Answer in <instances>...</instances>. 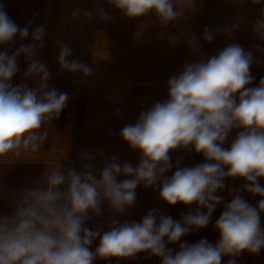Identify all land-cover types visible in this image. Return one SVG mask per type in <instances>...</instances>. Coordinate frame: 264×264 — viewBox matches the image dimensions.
Segmentation results:
<instances>
[{"label": "clouds", "instance_id": "9594fccd", "mask_svg": "<svg viewBox=\"0 0 264 264\" xmlns=\"http://www.w3.org/2000/svg\"><path fill=\"white\" fill-rule=\"evenodd\" d=\"M105 2L127 19L151 14L162 26L181 19L185 8L183 0ZM252 3L260 5L264 0ZM71 16L87 21L112 19L99 5L75 9ZM31 23L21 28L0 3V46L14 43L17 36L27 39ZM238 28V22L217 29L205 27L202 39L212 43L216 32L230 38ZM254 31L264 39V8ZM45 33V26H37L31 31L32 43H21L11 54L7 49L0 51V157L40 151L48 138L44 125L59 117L69 99L68 93L49 87L50 70L36 59L45 47ZM188 43L193 50L198 46L195 36ZM56 47L62 72L79 73L82 78L93 74L88 64L69 59L73 50L66 41L57 40ZM21 56L28 62L24 77L36 85L32 88L11 83ZM254 60V52L230 43L216 55L185 63L179 74L170 76L167 98L154 102L119 133L130 150L140 153L138 164L121 163L111 155L97 170L91 163L95 155L85 152L79 170H65L60 164L47 169L36 187L22 189L15 211L0 215V264H94L96 259H134L139 253L157 257L161 264H221L225 256L227 264H236L235 258L243 252L259 254L264 249V186L258 182L264 178V79L249 87ZM120 113L115 110L116 115ZM178 149L202 154L205 162L180 167L177 160L174 165L171 153ZM173 167V175H165ZM226 178L244 180L243 191L261 197L258 205H250L239 193L224 204V197L217 193L225 189ZM140 185L158 191L167 206L181 204L189 211L174 220L153 208L138 222L121 223L117 217L135 206ZM104 205L113 214L108 230L85 226L92 217L102 215ZM220 205L223 211L214 225L219 232L215 244L207 239L194 244L185 241L175 253L166 246L206 228ZM97 238L99 246L93 252L90 246Z\"/></svg>", "mask_w": 264, "mask_h": 264}, {"label": "rangeland", "instance_id": "374dc122", "mask_svg": "<svg viewBox=\"0 0 264 264\" xmlns=\"http://www.w3.org/2000/svg\"><path fill=\"white\" fill-rule=\"evenodd\" d=\"M15 7L9 8V15H13L18 10L21 11L23 24L21 28L29 25V37L23 41L17 36L14 38L27 45L32 43L31 31L37 26L43 25L46 28L44 44L48 45L47 52L40 51V61L44 62L51 73L49 87H55L60 92L79 93L80 95H90L91 93L103 97L107 93L112 98H116L117 90L124 82L130 83L129 72L133 70L141 71L148 78L159 76L163 77L161 84V98L168 94V88L165 83L171 75L170 66L165 60L156 55L155 46L160 38H165L173 33L182 34L183 29L180 25H173V22L166 26L160 25L154 15L138 19H127L123 14L113 7L110 8L105 0H12ZM219 0H183L184 14L188 15L189 10L203 11L206 14L210 12ZM99 5L104 7L112 19L108 22L101 21L98 17L91 21L83 17L73 19L71 14L75 9L93 8ZM18 6V7H17ZM192 6V8H191ZM15 16V15H14ZM11 18L15 21V18ZM239 23V33L246 36L248 29L245 25L246 18L237 17ZM250 51L254 52L255 60L250 68V73L254 80L249 87L259 85L261 79H264V39H259ZM63 40L72 48V55L69 59H79L94 69L93 74L87 78H82L79 73L62 72L57 63L58 49L56 41ZM37 57V56H36ZM22 58L18 60L19 72L21 73ZM167 84V83H166ZM128 90H126L124 99L131 100ZM117 99V98H116ZM100 107L99 110L92 112H83L74 116L70 113L63 118H56L49 125L44 126L48 132L47 139H60L69 136L72 140H77L79 146V155L69 156L58 152L60 157L52 158L42 154L37 157H31V151H21L17 157L14 154H8L6 157H0V175L12 176V179L1 178L0 182V215H11L15 211L16 197L22 189L34 188L41 181L44 173L48 170L58 168L60 164L66 170L69 167H75L79 170L82 167L81 154L89 149V153L94 150L101 151L98 156V163L91 162L97 170L101 163L111 155H115L122 163L125 160L123 150L129 149L128 145L120 139L119 133L127 123H135L137 117L133 116V111L128 109L121 111L122 114L116 115L113 110ZM79 117V118H78ZM114 117L124 118L125 123L114 124ZM117 120V119H116ZM233 130L230 133L231 138H235L238 133ZM98 134V136H96ZM110 134L111 138L101 139L100 135ZM87 135H89L87 138ZM48 141V140H47ZM46 148L57 149L56 144H49ZM225 144L224 147H228ZM44 146H42L43 148ZM84 147H86L84 149ZM58 151V149L56 150ZM178 155V154H177ZM172 159L173 163L181 161L178 156ZM190 157L194 159V165L204 163L202 154H196L192 151ZM38 159V160H37ZM118 179H123L120 177ZM264 186V178L258 181ZM12 183L15 186L10 189L7 184ZM226 187L223 191H218V195L226 197L224 204H227L233 198V195L239 193L252 206L259 203L261 197L253 196L243 191L245 181L240 178H226ZM63 190V189H62ZM231 192V195H230ZM162 201V200H160ZM192 207H195L193 205ZM223 211V205L218 206L212 214L211 219L217 220ZM162 213V212H161ZM112 212L107 205L103 206L102 215L92 217L85 226H93L108 230L109 221L112 218ZM261 226L264 228V214L261 215ZM259 258L258 264H264V249ZM106 259H101L99 264H103ZM94 264H97L94 261Z\"/></svg>", "mask_w": 264, "mask_h": 264}, {"label": "crops", "instance_id": "0c3cea01", "mask_svg": "<svg viewBox=\"0 0 264 264\" xmlns=\"http://www.w3.org/2000/svg\"><path fill=\"white\" fill-rule=\"evenodd\" d=\"M15 1L12 0H0L5 7V10L10 18H15V23L17 25L23 24V18L21 11L18 10L13 15H9V8L12 6L15 7ZM18 7V6H17ZM111 8V6H110ZM192 8V6H191ZM261 8H264V4L254 5L252 0H219L218 3L211 8L210 12L204 14L203 11H193L192 9L189 10L190 12L188 15L183 16L181 19L174 21L173 25H180L183 29L182 34H177L176 32L172 35L160 38L157 45L155 46V53L157 56L162 57L165 62L170 66L171 75L179 74L185 63L188 62H196L203 56L211 57L213 55L218 54L223 48H225L230 43H236L241 45L245 51H250L252 47L255 45L257 41L256 33L254 31V25L257 20L261 18ZM112 16L111 14H109ZM242 17L246 18L245 25L248 29V33L246 36H241L239 30L237 29L232 37H227L222 32L215 33V39L212 43H207L202 39L203 31L205 27H209L211 29H217L221 27L228 26L234 22H237L236 18ZM195 36L198 41V46L195 50L189 46L188 41ZM48 45L45 44L43 49H40L37 52L38 59L40 57V51L44 53L47 52ZM22 58V67L21 73L19 75H15L12 78L11 83L15 86L20 83H24L27 87L32 88L35 85L33 79L25 78L24 73L28 68V62L26 61L24 56L18 58ZM39 60V59H38ZM254 63V62H253ZM253 66V64H252ZM19 72V71H18ZM129 78L131 80L130 83L124 82L123 85L117 90L116 98L110 97L112 93H107L103 97L100 95L96 96L94 94H90L87 96L80 95L79 93H69V99L66 103V107L62 110L59 115V118H63L70 113L76 114L83 113V112H92L99 110L100 107L103 106L104 108L113 110V108L120 109L121 111H126L131 109L133 111V116L138 117L142 111L148 110L154 102L162 101L167 98H161V82L163 77L154 76L148 78L139 70H133L129 72ZM39 79L38 77L36 78ZM167 82V81H166ZM166 87L167 84L165 83ZM126 90H128V94H130L131 100H125L124 95ZM122 114V113H120ZM79 116V115H76ZM79 118V117H78ZM115 120L114 124H123L125 123L124 118H113ZM117 119V120H116ZM50 123H46L44 126L47 127ZM89 135H87V138ZM98 136V134H96ZM111 138L112 135H100L101 139ZM44 143V147L40 149L38 152L31 151V157H37L42 154L48 155L52 158L60 157L58 152H62L65 155L75 156L79 155L78 149V142L77 140H72L67 136L66 138H60L52 140L47 139ZM47 142L49 144H56L57 149H48L46 148ZM86 147H84L85 149ZM90 152L89 149L84 150L83 153ZM95 155V159L91 162L98 163V156L101 155V151L94 150L92 152ZM125 160L124 162H129L133 165L139 163L140 160V153L138 151H132L130 149L123 150ZM192 151H184V150H175L171 153V158L173 159L175 155L178 156L177 159L181 158L179 161L180 167H191L194 166V159L190 157ZM38 160V159H37ZM123 163V162H122ZM176 163V162H175ZM175 163H173L175 165ZM103 163L100 164L99 168H102ZM175 171V167L167 172L165 175L171 177ZM1 178H9L12 179V176H1ZM2 182H0V185ZM10 189L15 188L12 183L7 184ZM137 200L135 206L127 211L125 214L119 215L117 219L122 223L124 220L128 221H140L144 215L148 213V211L152 210L153 208L159 209L162 214L170 215L174 220H179L183 214H186L189 209L181 204H177L175 206H167L163 201H160L158 191H153L152 188L145 189L142 185L138 186L136 189ZM231 195V192H230ZM193 209L195 207H192ZM91 219L86 221L89 223ZM214 219H211V222L206 228L200 229L199 231L190 232L188 235L181 237V240L176 244H167L166 246L173 249V252L179 250V244L182 242H188L189 244H194L201 239H207L212 244H215L219 239V232L215 229ZM92 229H96V227H92ZM99 246V238H97L90 249L94 252L95 249ZM262 254L260 251L259 254L253 255L249 254L248 252L241 253L238 257H236V264H258L259 258ZM229 257L225 256L221 260V264H227V260ZM101 259H96L95 262L99 264ZM104 262V260H103ZM103 264H161L159 258L154 256H149L147 253H139L137 254L136 258L134 259H116L111 258L107 259Z\"/></svg>", "mask_w": 264, "mask_h": 264}, {"label": "built area", "instance_id": "2783aa9c", "mask_svg": "<svg viewBox=\"0 0 264 264\" xmlns=\"http://www.w3.org/2000/svg\"><path fill=\"white\" fill-rule=\"evenodd\" d=\"M18 41L14 39V43L10 44V45H4V46H0V51H4V50H8L9 54H11L12 52H15V50L18 48ZM223 196V195H221ZM224 197V202L226 201V197Z\"/></svg>", "mask_w": 264, "mask_h": 264}, {"label": "bare ground", "instance_id": "6f19581e", "mask_svg": "<svg viewBox=\"0 0 264 264\" xmlns=\"http://www.w3.org/2000/svg\"><path fill=\"white\" fill-rule=\"evenodd\" d=\"M20 45H18V47H19ZM26 59V58H25ZM27 61V60H26Z\"/></svg>", "mask_w": 264, "mask_h": 264}]
</instances>
